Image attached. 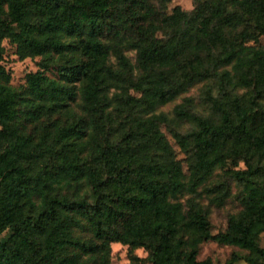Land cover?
Instances as JSON below:
<instances>
[{
  "label": "trees",
  "instance_id": "obj_1",
  "mask_svg": "<svg viewBox=\"0 0 264 264\" xmlns=\"http://www.w3.org/2000/svg\"><path fill=\"white\" fill-rule=\"evenodd\" d=\"M169 2L0 0V264H110L114 243L131 264H211L196 260L204 241L264 264V0L175 8L184 27L162 41ZM235 30L209 71L198 61L177 74L179 59ZM3 41L57 79L37 71L14 88ZM195 85L168 127L181 161L153 114ZM199 188L215 207L236 189L242 210L225 231L208 232L194 198L178 201Z\"/></svg>",
  "mask_w": 264,
  "mask_h": 264
},
{
  "label": "rangeland",
  "instance_id": "obj_2",
  "mask_svg": "<svg viewBox=\"0 0 264 264\" xmlns=\"http://www.w3.org/2000/svg\"><path fill=\"white\" fill-rule=\"evenodd\" d=\"M197 6V0H170L166 10L163 12L164 23L161 30L157 33V37L166 41L172 36L179 33L184 27L183 24H176L171 20L174 9L179 8L180 11L187 14H191L195 7ZM241 30L235 31H225L223 34V39L217 43L216 46H210L207 52H202L200 54L188 55L182 59H179V63L176 66V72L179 75L186 74L192 71V66H196L197 62H201L204 71H209L211 68V62L215 59L218 53L234 43L238 38ZM3 60L2 65L6 71L11 75V85L14 88H24L26 84V76L30 73H35L37 71H42L49 78L57 79L56 68L51 66L48 69H41L39 66L40 58L26 59L20 61L15 55V46H13L8 41H3ZM257 48L264 50V35L259 36ZM126 55L135 62L134 52L128 51ZM201 85H195L190 88L186 93L179 95L173 101L160 106L153 114L155 117H159L164 122L161 125V130L165 137L168 139L170 144L175 150V154L178 160L183 161L184 156L180 150L176 147L174 141L168 133V127L174 125V108L178 104L182 103L184 98L195 96L200 89ZM74 104L71 105L73 107ZM243 168V165L239 166ZM186 168L184 167V170ZM186 173V172H185ZM219 171L216 173V175ZM216 175L212 178L211 182H215ZM188 174L186 173V177ZM198 195L193 196L187 192H184L179 196L178 201L185 204L189 198H194L196 202L204 209L208 211V216L206 218L208 232L211 235L225 231L227 227V219L230 215L238 214L242 210V206L237 197V191L235 188L232 189L231 197L224 203L222 207H215L208 203V197L199 188L197 190ZM10 235L9 229L5 230L0 234V241L6 240ZM183 240L192 237H187L185 234L181 233ZM259 245L264 248V233L260 234ZM127 246H122L119 243L111 244V257L110 264H131L126 256ZM246 251L241 250L235 246L216 244L213 241L202 242L197 249L196 260L204 261L209 260L211 264H247L243 261V257L246 255ZM134 254L141 259L146 258L147 253L143 248H138L134 250ZM149 264V263H147Z\"/></svg>",
  "mask_w": 264,
  "mask_h": 264
}]
</instances>
